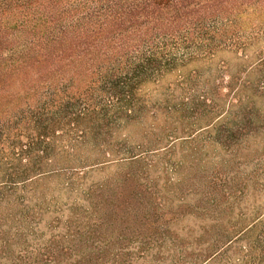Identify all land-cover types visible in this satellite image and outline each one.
I'll return each mask as SVG.
<instances>
[{"label":"rangeland","instance_id":"rangeland-1","mask_svg":"<svg viewBox=\"0 0 264 264\" xmlns=\"http://www.w3.org/2000/svg\"><path fill=\"white\" fill-rule=\"evenodd\" d=\"M234 38L229 49L186 69L199 71L194 81L179 82L183 69L139 93L150 112L161 105L180 113L114 129L118 157L140 153L142 163H81L99 152L93 139L76 143L85 127H55L54 151L39 147L27 175H37L35 182L26 185L19 174L30 163L28 137L22 125L10 131L0 148V264H195L196 256L198 264H264V26ZM215 85L214 113L194 104ZM19 112L12 113L16 123ZM170 132L177 138L171 148L148 150L166 145ZM88 197L107 200V209L85 221L78 213L80 221L68 226L72 207L85 212Z\"/></svg>","mask_w":264,"mask_h":264},{"label":"trees","instance_id":"trees-1","mask_svg":"<svg viewBox=\"0 0 264 264\" xmlns=\"http://www.w3.org/2000/svg\"><path fill=\"white\" fill-rule=\"evenodd\" d=\"M256 23L264 26V0H0V148L7 145L10 131L17 133L22 125L30 163L19 175L29 180L26 185L35 182L37 175H27L38 163L39 147H44L42 152L54 151L55 127L66 133L85 127L76 143L93 139L99 152H88L81 163L91 167L142 163L146 157L140 153L118 157L122 152L113 148L114 129L140 122V117L180 113L161 105L150 112L151 103L139 93L151 82L160 87L169 73L184 71L188 76L180 75L179 82L194 81L198 77L194 74L200 73L187 72L189 66L213 59L224 46L229 49L235 36ZM217 88L195 97L194 104L213 106L209 112L214 113ZM13 111H20L17 123ZM174 133H168L173 140L166 145L148 150L171 148L177 139ZM162 141L156 138L155 145ZM114 205L111 211H117L119 204ZM103 206L106 210L107 200L94 204L89 199L85 212L72 207L66 223L71 227L80 221L78 213L85 221L87 213H99ZM183 263L173 259L171 264Z\"/></svg>","mask_w":264,"mask_h":264}]
</instances>
